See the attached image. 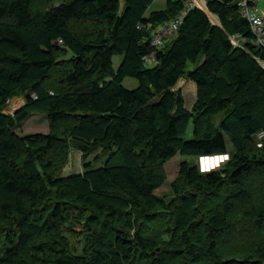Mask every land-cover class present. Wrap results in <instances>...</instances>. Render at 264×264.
Wrapping results in <instances>:
<instances>
[{
	"label": "trees",
	"instance_id": "obj_1",
	"mask_svg": "<svg viewBox=\"0 0 264 264\" xmlns=\"http://www.w3.org/2000/svg\"><path fill=\"white\" fill-rule=\"evenodd\" d=\"M154 1L0 0V264H264V234L246 252L220 247L237 215L264 230L251 190L259 175L264 192V49L233 0H205L208 13ZM182 13L145 65L154 29ZM183 78L191 110L174 90ZM32 115L48 132L19 135ZM227 143L222 168L183 161L169 200L155 195L177 154L221 156ZM73 151L82 172L63 176Z\"/></svg>",
	"mask_w": 264,
	"mask_h": 264
},
{
	"label": "rangeland",
	"instance_id": "obj_2",
	"mask_svg": "<svg viewBox=\"0 0 264 264\" xmlns=\"http://www.w3.org/2000/svg\"><path fill=\"white\" fill-rule=\"evenodd\" d=\"M164 2L165 0H155L153 5L149 9V11L158 10L162 8ZM118 62H119V58L114 57L113 66L116 67L118 65ZM188 69L189 70L192 69V66L189 65ZM137 85L138 83L134 79L127 78L123 81V86L127 89H134L137 87ZM179 86L176 85L174 90H180V92L182 91V96L184 99V106L187 110H191L195 102V96H196L195 95V85L188 79L183 78V81L179 83ZM20 104L21 102L19 103V105ZM13 111H14L13 108L9 107L8 105L6 112L12 113ZM16 132L21 136L31 135V134H36V133L46 134L48 132V123H47L46 118L43 117L42 115H32L20 125V128H18ZM191 132H192L191 125H189L187 133L185 135L186 139H190ZM261 140L262 139L258 137L255 140L257 144L256 146L258 148L261 147V142H260ZM231 152H232V149L227 150V153L225 155H222L221 157L222 159H220L221 161L219 162V164L215 161V163L217 164L213 166H208V167H204L202 165V161H201L203 160L202 158H191V157L181 156L177 154L174 158H172L170 161H168L167 163L163 165L162 171L165 176V181L163 182L161 187L155 191V195L158 197L166 196V199L169 200L168 196L170 195V186L177 178L179 164L181 162L187 161L190 164L195 165L201 173H206L209 171H215V170L222 168L228 162L229 155L231 154ZM108 156H109L108 154L101 155L99 162L95 164V168L101 167L106 161V159L108 158ZM208 164L210 165L211 162L208 161L207 165ZM80 172H82L80 156L76 151H73L71 153V157L69 159L68 164L63 169V176H69V175L80 173ZM251 181H252L251 183L252 187L255 186L254 188H251V190H253L254 200L256 199V202L260 203L262 202V200H264L263 199L264 198L263 197L264 195L263 187L260 186V183L263 180L259 175H254ZM243 207H244L243 205L240 206V208H243ZM234 220H235L234 229H232V231L226 234V237L224 238L223 243H221L220 245V247L224 249V252L226 253V255L234 254L231 252L233 250H240L241 252H246L247 250H249L248 245H251L253 241L260 240L262 234H264V230H261V231L254 230V228L250 226V223L243 221L239 215H237L236 218L233 219V221ZM243 225H247L250 230L246 228L244 229ZM66 226H68L69 228L72 226L77 227L73 219H71V221ZM240 226L243 229V231H239ZM65 236L68 239L71 247L77 246V243H76L77 236L75 237L74 235L71 234V232H67Z\"/></svg>",
	"mask_w": 264,
	"mask_h": 264
},
{
	"label": "built area",
	"instance_id": "obj_3",
	"mask_svg": "<svg viewBox=\"0 0 264 264\" xmlns=\"http://www.w3.org/2000/svg\"><path fill=\"white\" fill-rule=\"evenodd\" d=\"M197 1L202 2L206 11L200 9ZM184 2L186 10L196 8L208 13L205 0H184ZM233 3L238 9L239 16L248 23L250 32L253 35L254 45L264 49V0H233ZM184 13L171 22L163 23L154 29L150 40L152 51L149 55L144 57L145 65L156 64L155 54L164 46L165 41L179 27ZM230 40L234 46H240V38L238 36L231 37ZM259 62L261 66L264 67V62ZM258 138L264 139V131L258 135Z\"/></svg>",
	"mask_w": 264,
	"mask_h": 264
},
{
	"label": "bare ground",
	"instance_id": "obj_4",
	"mask_svg": "<svg viewBox=\"0 0 264 264\" xmlns=\"http://www.w3.org/2000/svg\"><path fill=\"white\" fill-rule=\"evenodd\" d=\"M197 4H198V6L200 7V9L206 11V9L204 8L202 2L197 1ZM212 17H214V16H211V19H212ZM215 19H216V17H215ZM211 21H212V20H211ZM212 23H213L214 25H216V24L218 23L217 19H216V22H215V23H214L213 21H212ZM20 102H21V100H19V99H18V100H13V101H11V103L9 104V107H11V108H13V110H15V109L18 108ZM14 108H15V109H14ZM6 111H7V110H6ZM221 157H222V155H221V156L203 157V158H202L203 160H201V161H202V165H203L204 167H208V166H213V165H215V164H217V163L219 164V162L221 161L220 159H222ZM208 161L211 162L210 165H209V164L207 165V162H208ZM215 161H216L217 163H215Z\"/></svg>",
	"mask_w": 264,
	"mask_h": 264
},
{
	"label": "crops",
	"instance_id": "obj_5",
	"mask_svg": "<svg viewBox=\"0 0 264 264\" xmlns=\"http://www.w3.org/2000/svg\"><path fill=\"white\" fill-rule=\"evenodd\" d=\"M165 3H166V0H165V2L163 3L162 8H160V9H163V8H164ZM158 10H159V9H158ZM216 19H217V18H216ZM217 21H218V20H217ZM118 63H119V62H118ZM117 67H118V65H117L115 68H117ZM181 80L183 81V79H180V80L178 81V83H177L178 86H179V83L182 82ZM179 87H180V86H179ZM179 87H178V88H179ZM179 89H180V88H179ZM181 93H182V91H181ZM18 99H20V98L12 99V101H13V100H18ZM22 103H23V99H21V104H22ZM21 104H20V105H21ZM20 105H19V107H20ZM229 149H231V147H230V144L227 143V150H229Z\"/></svg>",
	"mask_w": 264,
	"mask_h": 264
},
{
	"label": "clouds",
	"instance_id": "obj_6",
	"mask_svg": "<svg viewBox=\"0 0 264 264\" xmlns=\"http://www.w3.org/2000/svg\"><path fill=\"white\" fill-rule=\"evenodd\" d=\"M225 159H226V157H225Z\"/></svg>",
	"mask_w": 264,
	"mask_h": 264
},
{
	"label": "water",
	"instance_id": "obj_7",
	"mask_svg": "<svg viewBox=\"0 0 264 264\" xmlns=\"http://www.w3.org/2000/svg\"><path fill=\"white\" fill-rule=\"evenodd\" d=\"M214 25V24H213ZM203 158V157H202Z\"/></svg>",
	"mask_w": 264,
	"mask_h": 264
}]
</instances>
